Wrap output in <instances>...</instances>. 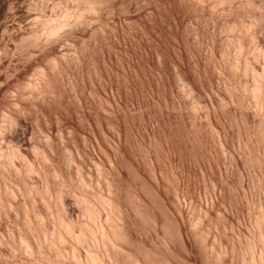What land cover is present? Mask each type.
<instances>
[{"label": "rangeland", "instance_id": "obj_1", "mask_svg": "<svg viewBox=\"0 0 264 264\" xmlns=\"http://www.w3.org/2000/svg\"><path fill=\"white\" fill-rule=\"evenodd\" d=\"M262 73L264 0H0V264H260Z\"/></svg>", "mask_w": 264, "mask_h": 264}, {"label": "bare ground", "instance_id": "obj_2", "mask_svg": "<svg viewBox=\"0 0 264 264\" xmlns=\"http://www.w3.org/2000/svg\"><path fill=\"white\" fill-rule=\"evenodd\" d=\"M65 17L68 18V15H66ZM63 24H64L63 22L56 24L52 29L49 30V34H51V35L56 34ZM249 91L255 98H260V97L264 98V73L258 74L255 76L254 83L252 84V86H250ZM6 122H8V120H6ZM0 156H1V158H3L4 163L6 165H12L14 160L17 157L21 156V153L15 149H12L10 151H5L3 146L0 144ZM63 210H62V208H60L58 211L60 227L68 235L72 236L77 242H86V243L90 242L93 244L103 242L104 245L114 244V242L112 243V239L114 238V236L115 237L117 236V232H116L117 229L114 228L115 225L111 224L110 222H109L110 224L108 222L103 224L102 221H101L102 222L101 223L99 215L96 213V211L92 207H90V206L86 207V214L88 215V217L90 219V224L82 225L79 234H76L72 230L73 229L72 228V222H70L65 217V213ZM63 241H64V238L62 235H59L56 239L51 240L52 244L55 242L61 243ZM73 258L75 260H78L76 253H73ZM259 261H260V264H264V254L263 253H261L259 255ZM86 262L88 264H104L103 261L101 260V258L99 257V255H97V253H94L92 250L87 253Z\"/></svg>", "mask_w": 264, "mask_h": 264}]
</instances>
